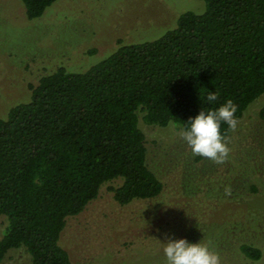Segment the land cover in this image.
<instances>
[{
    "label": "trees",
    "instance_id": "obj_1",
    "mask_svg": "<svg viewBox=\"0 0 264 264\" xmlns=\"http://www.w3.org/2000/svg\"><path fill=\"white\" fill-rule=\"evenodd\" d=\"M20 1L34 19L56 0ZM203 1V12H182L154 40L119 39L84 71L56 65L29 85L28 100L0 117V261L24 247L30 264H72L62 231L104 185L120 205L149 203L134 216L145 229L137 237L142 248L163 249L189 228L146 163L139 114L145 124L184 130L190 118L231 99L240 121L264 93V0ZM214 92L217 100L207 101ZM258 114L264 120V107ZM227 129L221 123V133ZM219 174L226 175L223 166ZM239 250L260 258L252 242Z\"/></svg>",
    "mask_w": 264,
    "mask_h": 264
},
{
    "label": "rangeland",
    "instance_id": "obj_2",
    "mask_svg": "<svg viewBox=\"0 0 264 264\" xmlns=\"http://www.w3.org/2000/svg\"><path fill=\"white\" fill-rule=\"evenodd\" d=\"M204 9L203 0H56L40 17L28 19L20 0H0V117L28 100L29 85L56 65L84 71L110 54L119 39L154 40L174 28L182 12ZM262 107L264 93L228 135L231 151L223 164L206 158L195 161L181 129L145 124L139 114L146 163L164 181L168 201L177 200L179 217L190 220L179 238L208 244L221 264H264V120L258 114ZM222 166L226 180L220 182ZM147 204L120 205L104 185L82 212L68 218L62 231L72 264H166L161 247L142 248L137 239L145 229L134 216ZM5 224L0 216V236ZM190 227L196 233L192 230L187 237ZM243 242L257 246L260 258L246 257L239 250ZM0 264H30V255L24 247L12 248Z\"/></svg>",
    "mask_w": 264,
    "mask_h": 264
},
{
    "label": "clouds",
    "instance_id": "obj_3",
    "mask_svg": "<svg viewBox=\"0 0 264 264\" xmlns=\"http://www.w3.org/2000/svg\"><path fill=\"white\" fill-rule=\"evenodd\" d=\"M217 93H208L207 101L214 102ZM237 105L231 99L215 110L201 111L190 118L189 126L180 132L194 156H200L215 164L227 161L230 148L228 147L227 132H235L239 124L236 117ZM221 123L227 124V132L221 133ZM229 190L226 189V193ZM163 252L166 264H221L220 256L208 244L189 243L186 239L169 240Z\"/></svg>",
    "mask_w": 264,
    "mask_h": 264
}]
</instances>
